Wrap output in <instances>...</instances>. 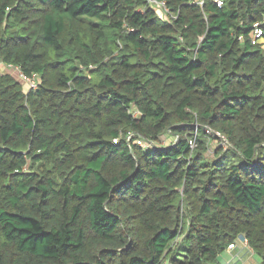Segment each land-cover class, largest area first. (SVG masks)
I'll return each mask as SVG.
<instances>
[{"label": "trees", "instance_id": "obj_1", "mask_svg": "<svg viewBox=\"0 0 264 264\" xmlns=\"http://www.w3.org/2000/svg\"><path fill=\"white\" fill-rule=\"evenodd\" d=\"M166 3L0 0V264H264V0Z\"/></svg>", "mask_w": 264, "mask_h": 264}, {"label": "built area", "instance_id": "obj_2", "mask_svg": "<svg viewBox=\"0 0 264 264\" xmlns=\"http://www.w3.org/2000/svg\"><path fill=\"white\" fill-rule=\"evenodd\" d=\"M146 1H147V4L150 7H153L156 10H158V12L160 13L161 16H164L166 18L168 17L167 19H169V18L170 19H176L177 18V15L175 13H172L170 11V9L168 8L166 0H146ZM211 1L216 3L218 6H222L225 0H211ZM200 4L203 5L204 1L200 2ZM262 25H264V20L262 22ZM252 35L255 38V39H253V44L260 43V41L264 37V31H263V28H262L261 24H258V25L255 26V29H254ZM1 69H4V70L2 71ZM0 71H2L3 73L12 74L13 77L18 79L22 83L26 84V86L29 89H37L38 86H39V83H38L36 77H32V78L27 77L25 74H23L21 72V70L19 68L6 67L5 65L2 64L0 66ZM139 115H140V113L136 112V111L133 114V116H135V117H137ZM210 131L215 135L214 131H212L211 129H210ZM194 135H196V136H194L193 139L190 141V145H191L192 150H195V148L197 147V137H198L197 136L198 135L197 132ZM131 138H132V135H131L130 139ZM137 143H139L140 145H144V147L147 148V149H151V148L153 149V148H159L160 147V146H156V142L144 143L143 141L138 140ZM165 145H169V143L164 142V144L161 145V146H165ZM162 148H164V147H162ZM244 246L246 248H249L247 242H244ZM236 248H237L236 244L235 245H231L229 247V250H233V249H236Z\"/></svg>", "mask_w": 264, "mask_h": 264}, {"label": "rangeland", "instance_id": "obj_3", "mask_svg": "<svg viewBox=\"0 0 264 264\" xmlns=\"http://www.w3.org/2000/svg\"><path fill=\"white\" fill-rule=\"evenodd\" d=\"M251 39L253 40V39H255L254 37H253V35H252V37H251ZM241 40H242V38H241ZM259 40V39H258ZM264 47V46H263ZM2 64L0 63V66H1ZM2 71L4 70V69H1ZM196 132L197 131H195L194 132V134H196ZM205 133H206V135H205V140H206V145H207V151H206V156L208 157V158H210V159H212V160H215V158H217V157H219V156H223V155H225V152L224 153H222V154H220L219 156H217V154H216V152H217V150H219V148H225V150H229V149H231V147H230V144L228 143V142H226V140L224 139V138H222L219 134H217L216 132H215V135L210 131V129L209 128H206L205 129ZM194 136H196V135H194ZM168 135H165L164 137H163V140L161 141V142H159V143H157L156 142V146H161V145H163L164 144V141L166 140V139H168ZM193 138H191V140H192ZM170 140L171 139H168L167 140V143H169L170 142ZM198 138H197V146H198ZM197 149V147L195 148V150ZM230 152V151H229ZM228 151L226 152V153H229ZM221 157H219V158H221ZM236 246L238 247V249L240 250V249H242V247H244V242H243V240H238L237 242H236ZM255 254V253H254ZM224 256L225 255H223L222 256V259L224 258ZM254 258H255V261H251V263H249L250 262V260H251V253L249 252V253H247L244 257H242L241 258V260L239 261V264H261V258L258 256V255H254Z\"/></svg>", "mask_w": 264, "mask_h": 264}, {"label": "crops", "instance_id": "obj_4", "mask_svg": "<svg viewBox=\"0 0 264 264\" xmlns=\"http://www.w3.org/2000/svg\"><path fill=\"white\" fill-rule=\"evenodd\" d=\"M249 252L251 253V260L249 263H251V261L252 262L255 261V258H254L255 254L250 248H246L244 246L240 250L238 249V247L236 249H233V250L228 249L225 253H223L220 256V264H239V261L241 260V258L244 257ZM223 255H225V256L222 259Z\"/></svg>", "mask_w": 264, "mask_h": 264}]
</instances>
